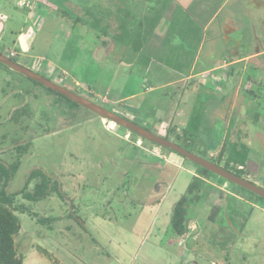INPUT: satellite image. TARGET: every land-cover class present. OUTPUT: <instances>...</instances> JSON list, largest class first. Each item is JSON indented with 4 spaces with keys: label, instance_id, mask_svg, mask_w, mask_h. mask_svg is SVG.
<instances>
[{
    "label": "rangeland",
    "instance_id": "obj_1",
    "mask_svg": "<svg viewBox=\"0 0 264 264\" xmlns=\"http://www.w3.org/2000/svg\"><path fill=\"white\" fill-rule=\"evenodd\" d=\"M88 1L84 10L88 18L72 22L65 0H0V53L209 159L207 139L213 137L212 146L221 142L224 134L223 124L211 115L222 93L209 89V97L194 75L187 84L170 87L153 81L143 83V77L151 80L150 76L137 66H129L135 61L132 51L119 54V62L117 54L103 48L102 42L108 38L99 34L96 7ZM129 21V27L125 21L121 24L125 34L131 29ZM252 23L249 19L248 31ZM79 37L82 44L76 41ZM131 45L132 41L124 37L116 46L128 50ZM11 52L14 57H9ZM126 132L110 121L103 125L101 118L87 109L71 105L0 65V165H12L17 160L16 148L26 145L7 191L22 190L27 176L35 170L56 186V191L37 201L15 198V205L23 206L15 212L20 231L14 239L23 264H96L97 260L116 264L113 257L118 250L104 245L101 237L103 232L114 234L117 227L122 229V236L132 231L139 236L151 227L149 243L160 241L162 251H167L160 264H264V199L226 182L248 204L241 202L232 213L228 199L226 213H214L208 187H200L198 202L187 210L192 229L179 237L170 228L171 210L194 177L145 151V146L156 147L152 143L143 140L144 145L137 146L139 137L131 132L125 140ZM227 141L224 157L228 170L237 172L246 159L232 151ZM162 150L171 153L170 159L178 158L185 167L205 176L194 164ZM210 150L217 152L213 147ZM252 163L245 164L258 176L251 180L264 188V170H256V163ZM209 176L224 182L212 173ZM35 183L29 184L28 192ZM229 226L236 230L227 232ZM137 248V256L136 251L130 253L134 264H159L152 246ZM189 253L193 258H186ZM124 260L127 264L128 256Z\"/></svg>",
    "mask_w": 264,
    "mask_h": 264
},
{
    "label": "crops",
    "instance_id": "obj_2",
    "mask_svg": "<svg viewBox=\"0 0 264 264\" xmlns=\"http://www.w3.org/2000/svg\"><path fill=\"white\" fill-rule=\"evenodd\" d=\"M91 1L93 2H90V5L95 6L97 11L96 20L99 34L108 38L102 42L103 48L110 50L113 55L117 54L119 62L121 58L119 54L132 51L135 61L129 66L131 68L137 66L143 69V73L150 76L151 80L143 77V83L145 81L150 84L155 82L161 87H170L178 83L184 84L186 82L185 84H187L193 75L196 76V81L199 82L197 84L206 90L205 94L209 97H212L209 89H212V92L222 93L219 97L221 102L211 110V115L217 120L223 121L230 128L233 123H236V119L233 121L232 117L237 114L235 112L238 106L241 108L247 102L246 104L250 108L257 109L258 104L253 99L247 101L241 94L243 88L242 73L250 69L252 73L260 74L257 67L261 64V60H258L259 56H255L256 51L250 55L253 60L252 63L246 64L248 60L246 57L248 56H245L247 53L240 35L246 27L247 0H122V3H118L119 0ZM87 5L89 6L88 0H83V2L65 0L64 6L68 12L67 16L71 18L69 20H73L72 22L86 20L88 18L87 11L84 10L88 8ZM120 11L123 12L122 15L119 14ZM123 21L128 27V21L132 22L131 29L126 34L124 30H121ZM105 30L106 34L104 33ZM68 35V38L72 37L71 33ZM124 37L128 38L130 42L132 41L128 50H121L119 46H116ZM79 38L76 41L82 44L83 41L81 37ZM243 57H245V63L242 62ZM129 73L131 72L129 71ZM175 75L178 78L173 80ZM103 102L106 103L107 101L103 100ZM257 119L253 126L250 125L253 129V138L251 137L250 141L245 136L246 145H242L245 149H242L243 153L240 156L245 161V154L247 153L249 158L246 162H255L256 170H262L264 163L260 162L258 158L260 144L258 134L264 132V121ZM223 138H228V141L234 144L235 137L232 136V133L228 136H222ZM207 140L206 147L209 148H207L206 153L208 155L214 153L210 147H213L215 151L219 150L220 141L211 146L213 137L210 136ZM145 151H151V148L145 146ZM154 156L177 169H186L192 178L199 177L192 167H185L178 162V158L170 159L171 153L160 151L159 155ZM246 162L242 163V166H245ZM252 164L254 165V163ZM252 175L258 177L254 173ZM200 178L205 182L204 185L208 187L209 191L221 190L226 191L228 196L229 193L231 196H240L226 183L213 181L210 176ZM149 228L151 229L148 227L139 236L135 231L129 232L127 236H122V229L117 227L113 232L114 234L103 232L102 235H105L101 239H103L104 245L110 244L115 250H118L113 257L116 264H126L124 260L126 256H128V263L134 264L135 257L130 261L131 250L136 251L134 254L137 256L140 249L137 247L143 245L152 246L156 250L160 264L165 259L167 251H162L160 241L158 244L149 243V239H147L150 234ZM191 229L192 224L190 223L188 231ZM191 257L193 258L192 253H189L186 258L190 259ZM92 264H95L94 261ZM96 264L105 263L102 260H97ZM148 264H156V262L149 261Z\"/></svg>",
    "mask_w": 264,
    "mask_h": 264
},
{
    "label": "flooded vegetation",
    "instance_id": "obj_3",
    "mask_svg": "<svg viewBox=\"0 0 264 264\" xmlns=\"http://www.w3.org/2000/svg\"><path fill=\"white\" fill-rule=\"evenodd\" d=\"M247 1H248V7H247V13H246V17H245L246 18V20H245L246 21V27L241 31V35H240V36H242V39L244 41L242 44H243V47H245V51L247 53L245 56H248V57H246V58H248L246 64L249 65L252 63L253 60L251 59L250 55L252 54V52H255V51L257 52V54L255 56H259L258 60L259 59L261 60V62H260L261 64L259 67H257V71L258 72L260 71V74L252 73L250 71V69H249V72H248V70H246L242 73L243 88L241 89V94L244 96V98L247 101L253 99L254 102H256V104H258V105L256 106L257 109L250 108L246 104L247 102L245 104H243L241 108L238 106V109L235 112L237 114L232 117L233 121H235V119H236V123L235 124L233 123L231 128L226 126L223 123V121L219 120L223 124V129H224L223 136L224 135L228 136L230 133H232V136L235 137V141H234V144H232L231 149H232V151L234 150L236 153H239V155L243 153L242 149H245L242 147V145H246V140L244 139L245 136L247 137V139L249 138L250 141L253 138V136H252L253 135V133H252L253 129H251L250 125L253 126V123L255 122V120L257 118H258L257 119L258 121L260 119L262 121H264V0H247ZM249 19L251 20V22L255 23V24L252 23V25L250 26V31H248V29H249L248 20ZM244 59H245V57L242 58L243 63H245ZM256 76L259 78H256ZM219 102H221V101H219ZM159 137H162V136H159ZM162 138L167 139L166 136L162 137ZM140 140H141L140 147H142L143 140L142 139H140ZM227 140H228V138H225V139L223 138L221 140V146H220L219 150L217 152L213 151L214 153L209 155L208 156L209 159H207V160L210 161L211 163L217 165L218 167L230 172L231 174H233V175L257 186L258 184H256L255 182H253L251 180V179H255L254 175H252L251 172H249V170L246 166L238 167L237 172H232V171L228 170L229 164H228L226 158L224 157L227 153L225 150V148H227L226 147V141ZM258 140L260 143L259 147H258V158L260 159L259 160L260 162L264 163V132L263 131L258 134ZM227 142H228V144L229 143L231 144V142H229V141H227ZM224 145H225V148H224ZM162 149L163 148H160L158 146L151 147V151H148V152L151 154L154 153L155 155H159L160 151H163ZM164 150H166V149H164ZM169 152H171V151H169ZM248 156L249 155H247V153H246L245 154L246 160H247V158H249ZM221 163H223V164L221 165ZM246 163H248V161ZM262 165H264V164H262ZM195 167L197 168L198 166L195 165ZM258 170H260V169H258ZM262 170H264V166H262ZM204 174H205V177L209 176V173H204ZM197 175L199 177H194V178H197L199 181V186H198V188H199L198 196H199L200 189H201L200 187L205 186L204 185L205 182L200 178V177H204V176H202L198 172H197ZM226 182H228V181L224 180V182H222V183H226ZM262 182L264 184V180ZM226 185H227V183H226ZM257 187H259V186H257ZM263 190H264V188H263ZM209 193H210L209 194L210 195V205H211L214 213L219 212V211H223V213L225 214L226 208H228V199L231 200V203H232V213L235 212V208L238 207V204H240L241 202H243L244 204H248V201L244 200L243 196L239 193H238V195H240V196H238V197L236 195L231 196L230 193L228 196V193L226 191H221V190H216V191L210 190ZM248 193L253 195V196H256L250 192H248ZM256 197H258V196H256ZM258 198H260V197H258ZM198 200H199V198H198ZM198 200L194 201L193 203L186 206L187 210L189 209V207L191 205L196 204L198 202ZM213 216L214 215H212V214L210 215L211 219L213 218ZM210 217H209V219H210ZM188 220H190V219L187 218V231H188V226L190 224ZM225 230L227 232H230V231L234 232L236 229L233 226H229V227L225 228ZM230 245H232V244H230Z\"/></svg>",
    "mask_w": 264,
    "mask_h": 264
},
{
    "label": "trees",
    "instance_id": "obj_4",
    "mask_svg": "<svg viewBox=\"0 0 264 264\" xmlns=\"http://www.w3.org/2000/svg\"><path fill=\"white\" fill-rule=\"evenodd\" d=\"M9 69L8 67L0 64ZM22 76V75H21ZM24 77V76H23ZM26 78V77H25ZM28 79V78H27ZM31 81V80H30ZM33 82V81H31ZM38 84L36 82H33ZM40 85V84H38ZM42 86V85H40ZM43 87V86H42ZM45 88V87H44ZM48 92L59 96L73 106H79L62 95H59L47 88ZM169 151V150H168ZM26 152L25 146L16 148L17 160L10 166L0 165V264H23V257L17 254L15 237L19 234L20 224L15 212L23 210L22 205H15V198L21 196L28 201H37L45 198L51 192L56 191L55 183L49 177L44 176L40 171H32L26 178L25 185L19 192L9 193L7 191L8 182L20 164V157ZM203 173H210L197 167ZM32 181H36L32 191L28 192V186ZM199 181L197 178L190 183L185 195H183L173 206L170 215V228L172 232L181 237L187 232V207L197 201ZM39 222H43L39 221Z\"/></svg>",
    "mask_w": 264,
    "mask_h": 264
},
{
    "label": "water",
    "instance_id": "obj_5",
    "mask_svg": "<svg viewBox=\"0 0 264 264\" xmlns=\"http://www.w3.org/2000/svg\"><path fill=\"white\" fill-rule=\"evenodd\" d=\"M0 64L8 67L9 69L15 71L16 73L28 78L29 80L36 82L40 85H42L43 87L64 96L65 98H67L68 100H70L71 102L87 109L88 111L92 112L93 114L97 115L98 117H100L103 120L106 121H110L114 124H116L119 127L124 128L125 130H127L128 132H131L135 135H137L140 139L142 140H146L150 143H152L153 145H156L160 148L169 150L179 156H181L183 159H185L186 161H189L193 164H195L196 166L224 179L225 181H228L260 198L264 199V190L257 187L256 185L245 181L233 174H231L230 172L218 167L217 165L211 163L210 161L201 158L197 155H194L193 153L187 151L186 149L180 147L179 145H177L176 143L167 140L165 138L159 137L151 132H149L148 130L140 127L139 125L129 121L128 119H125L119 115H117L116 113L106 109L105 107L96 104L95 102L80 96L74 92H72L69 89H66L46 78H44L43 76L15 63L14 61H12L11 59H9L8 57H6L5 55H3L2 53H0Z\"/></svg>",
    "mask_w": 264,
    "mask_h": 264
},
{
    "label": "built area",
    "instance_id": "obj_6",
    "mask_svg": "<svg viewBox=\"0 0 264 264\" xmlns=\"http://www.w3.org/2000/svg\"><path fill=\"white\" fill-rule=\"evenodd\" d=\"M9 57H14V54L11 52V53L9 54ZM107 122H108V121L102 119V123H103V125H106ZM129 135H130V133L127 132V133L125 134V136H124V139L128 141V140H129ZM135 143H136L137 146H140V145H141V140H140V138H138V139L136 140Z\"/></svg>",
    "mask_w": 264,
    "mask_h": 264
}]
</instances>
